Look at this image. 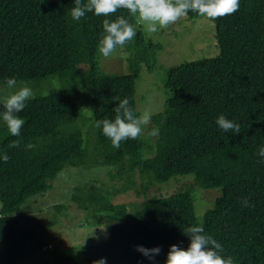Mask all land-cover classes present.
I'll list each match as a JSON object with an SVG mask.
<instances>
[{
    "label": "trees",
    "instance_id": "1",
    "mask_svg": "<svg viewBox=\"0 0 264 264\" xmlns=\"http://www.w3.org/2000/svg\"><path fill=\"white\" fill-rule=\"evenodd\" d=\"M74 6L75 0H0V88L14 77L17 85L34 89L18 113L25 121L20 137L12 136L3 121L7 98L0 102V156L10 157L7 163L0 159V264H18L34 240L22 228L27 217L21 207L45 195L68 168L96 167H105L109 180L119 183L111 188L94 181L85 193L76 188L71 197L98 223H110L105 240L80 248L85 264L100 259L166 264L171 246L187 250L190 238L184 229L193 225H202L234 264H264V164L257 155L264 147V0H240L238 12L212 21L216 56L163 71L165 107L146 128H158L159 136L128 140L119 149L96 121H114L116 97L127 98L138 116L134 66L148 64L156 45L137 34L117 50L128 53L130 73L105 74L98 51L105 17L90 12L74 21ZM118 17L137 23L127 10L109 18ZM200 17L195 12L185 16L189 21ZM220 115L239 124L240 133L220 129ZM17 139L20 147H11ZM29 143L35 147L26 150ZM167 184L173 186L169 194L149 192ZM129 190L144 196L137 207L112 203ZM214 190L220 193L212 207L197 217L195 203L206 196L211 202ZM245 198L254 207L245 208ZM137 246L161 252L150 260ZM52 264L77 261L61 254Z\"/></svg>",
    "mask_w": 264,
    "mask_h": 264
},
{
    "label": "rangeland",
    "instance_id": "2",
    "mask_svg": "<svg viewBox=\"0 0 264 264\" xmlns=\"http://www.w3.org/2000/svg\"><path fill=\"white\" fill-rule=\"evenodd\" d=\"M134 27L137 34L143 35L144 40H149L156 45V48L149 53L152 57L148 64L138 62L134 66L139 74L135 93L138 116L147 110L151 111L152 118L164 110L167 100L166 91L162 86L163 71L182 62L216 56L219 49L215 39V28L213 22L207 18L200 17L189 21L185 16L155 34H150L147 25L143 22L136 23ZM127 58L126 51L123 55L117 51L108 58H102L101 71L109 75L128 74L131 70ZM23 86L25 84L16 85L14 88H0V102ZM26 86L34 92L31 86ZM80 105L84 115L87 116L86 100L82 99ZM88 124L89 122H86V128ZM106 172L105 167H96L88 171L68 168L60 173V176L58 175L59 178L57 177L58 179L45 195L27 201L21 207L20 213L27 217V222L22 224V228L28 230L34 240L28 244L18 264H52L53 259L61 254H72L77 264H85L80 256V248L105 240L110 223L107 220H101L98 223L93 216L80 209L71 197L76 188L80 189H78L79 192L85 193V189L91 187L94 181H96L95 186L105 183L108 187L116 188L119 182L109 180ZM172 188L171 184H167L162 185L161 189L151 188L149 192L152 195L169 194ZM219 193L220 190L213 191L211 202L206 200L205 194L206 197L200 198L195 203L197 217L201 218L206 209L212 207L213 200ZM143 199L144 196H138L133 190H129L114 196L112 203L125 204L128 209H131L137 207ZM55 205H62L63 210L57 212Z\"/></svg>",
    "mask_w": 264,
    "mask_h": 264
},
{
    "label": "clouds",
    "instance_id": "3",
    "mask_svg": "<svg viewBox=\"0 0 264 264\" xmlns=\"http://www.w3.org/2000/svg\"><path fill=\"white\" fill-rule=\"evenodd\" d=\"M240 0H75V6L70 10L71 18L79 22L86 13L94 12L97 16H103L104 35L99 41L98 51L108 58L126 44L134 41L137 35L136 28L124 17H118L112 21L109 17L119 10H127L132 16L137 18V23L143 22L147 25L150 34H155L162 28H167L170 24L177 22L180 18L187 16L189 12H195L199 16L215 21L220 18H227L239 11ZM9 88L17 85L16 78H6ZM33 96L32 89L28 86L20 87L17 92L8 97L4 103L3 121L12 136L20 137L25 121L18 113L26 107V102ZM119 103L114 109L115 119H102L96 121V127L102 128L103 135L111 141L114 149H119L122 142L128 140H138L144 136L153 138L159 136V129L153 127L146 132V128L151 124V111H144L137 116L130 107L127 98H115ZM216 124L225 133H240V125L232 120L220 115ZM19 139L12 142L11 147H20ZM35 145L29 143L26 150H31ZM257 155L262 159L258 162L264 164V147H260ZM4 163L10 157L7 154L0 156ZM245 208L254 207L248 199L241 201ZM184 234L190 238L187 250L177 245L170 247L167 254L166 264H234L231 256L222 255L224 249L222 245L212 236L205 232L202 225H193L184 229ZM138 252L150 260L160 254L159 247L146 249L137 246ZM93 264H106L105 259L94 261Z\"/></svg>",
    "mask_w": 264,
    "mask_h": 264
}]
</instances>
